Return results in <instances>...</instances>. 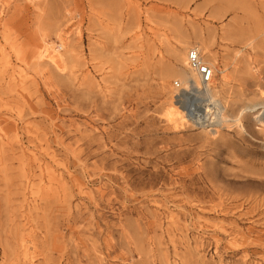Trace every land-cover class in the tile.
<instances>
[{
  "label": "rangeland",
  "instance_id": "374dc122",
  "mask_svg": "<svg viewBox=\"0 0 264 264\" xmlns=\"http://www.w3.org/2000/svg\"><path fill=\"white\" fill-rule=\"evenodd\" d=\"M192 46L264 101V0H0V264H264L256 113L164 116Z\"/></svg>",
  "mask_w": 264,
  "mask_h": 264
},
{
  "label": "built area",
  "instance_id": "2783aa9c",
  "mask_svg": "<svg viewBox=\"0 0 264 264\" xmlns=\"http://www.w3.org/2000/svg\"><path fill=\"white\" fill-rule=\"evenodd\" d=\"M186 55L187 68L194 73L196 82L190 81L183 85L179 80H174L173 100L182 109L186 122L191 127L209 132L227 129L229 120L223 117L225 106L210 91L214 68L196 47L190 48Z\"/></svg>",
  "mask_w": 264,
  "mask_h": 264
},
{
  "label": "bare ground",
  "instance_id": "6f19581e",
  "mask_svg": "<svg viewBox=\"0 0 264 264\" xmlns=\"http://www.w3.org/2000/svg\"><path fill=\"white\" fill-rule=\"evenodd\" d=\"M64 43V42H63ZM192 47H196L198 48L197 46H192ZM190 47V48H192ZM189 48V49H190ZM49 49V48H48ZM188 49V50H189ZM199 49V48H198ZM54 50V49H53ZM56 50V49H55ZM187 50V51H188ZM46 54V53H45ZM48 54V53H47ZM187 54V52H186ZM39 57H43V55L39 54ZM60 58H61V55H60ZM49 61L54 64L55 66H58L55 58H48ZM186 59H187V55L185 56V59H183V64L186 66V69L188 70V72L192 75L191 77V80L189 81H186L185 84H183V82H181L183 85H186L188 82L190 81H195L196 82V77L194 75V73L189 70L187 68V64H186ZM213 68L214 66L208 62ZM60 64V63H59ZM62 65V64H61ZM63 68V67H62ZM58 69V68H57ZM214 73H215V68H214ZM222 73V72H221ZM215 76V75H214ZM226 77L225 74H222V79L224 80ZM213 82V81H212ZM210 91H211V94H215L214 92V88H213V85L211 84V88H210ZM262 95V96H261ZM214 96V95H213ZM261 97H263V92L262 94H260ZM215 97V96H214ZM260 97V98H261ZM217 100L218 98L215 97ZM174 101V100H173ZM220 101V100H219ZM175 102V101H174ZM221 102V101H220ZM176 103V102H175ZM225 106V105H224ZM244 113H251V114H254L256 113V115L254 116V119L259 123V125L261 124L262 125V130L264 132V101L260 99V101L258 102H253L252 104H249L245 107H243L242 109H240L238 111V114L235 118H230L227 116L226 114V110H225V115L223 116L225 120H229V121H232L234 123L237 124V126L239 127V129L242 131V132H246L245 128L243 127L242 123L240 122V117L244 114ZM164 116H165V119L166 121L173 125V126H181V124L183 125L184 123H186V118H185V115L182 111V109L180 107H178L177 105H175L173 102L170 103L169 106L166 107L165 111H164ZM226 116V117H225ZM228 121V122H229ZM233 123V124H234ZM231 126V125H230ZM207 131V130H206ZM218 131V130H217ZM217 131L214 132V134L216 133L217 134ZM209 132V131H208Z\"/></svg>",
  "mask_w": 264,
  "mask_h": 264
}]
</instances>
